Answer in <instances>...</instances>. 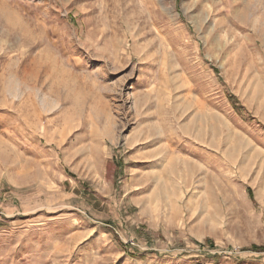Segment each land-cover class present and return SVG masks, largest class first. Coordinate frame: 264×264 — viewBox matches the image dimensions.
Instances as JSON below:
<instances>
[{
	"label": "rangeland",
	"instance_id": "1",
	"mask_svg": "<svg viewBox=\"0 0 264 264\" xmlns=\"http://www.w3.org/2000/svg\"><path fill=\"white\" fill-rule=\"evenodd\" d=\"M0 264H264V0H0Z\"/></svg>",
	"mask_w": 264,
	"mask_h": 264
}]
</instances>
